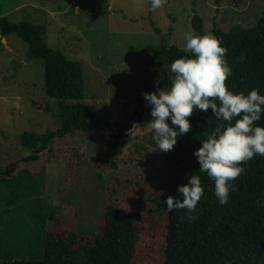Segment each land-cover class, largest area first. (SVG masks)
<instances>
[{"label": "rangeland", "instance_id": "obj_1", "mask_svg": "<svg viewBox=\"0 0 264 264\" xmlns=\"http://www.w3.org/2000/svg\"><path fill=\"white\" fill-rule=\"evenodd\" d=\"M0 9L11 22L45 24L47 45L82 63L84 101L102 121L127 123L142 89L146 58L161 37L186 51L185 35L196 34L193 14L201 17L206 32L214 26L251 28L262 16L264 0H166L154 12L150 0H0ZM27 48L16 35H0V169L30 153L21 145L24 132L60 128L57 100L44 90L42 62L27 58ZM169 78L155 81L154 91ZM150 132L132 125L115 169L96 164L102 132L75 131L54 140L42 182L29 181L13 193L0 180V263L41 255L43 234L55 225L48 219L53 213L78 234L99 233L105 186L111 184L116 204L140 217L133 263L161 264L166 232L157 204L166 200V152L156 149Z\"/></svg>", "mask_w": 264, "mask_h": 264}, {"label": "trees", "instance_id": "obj_2", "mask_svg": "<svg viewBox=\"0 0 264 264\" xmlns=\"http://www.w3.org/2000/svg\"><path fill=\"white\" fill-rule=\"evenodd\" d=\"M151 26L161 35L159 27L153 22ZM191 26L197 35L216 36L227 49L225 58L232 68V75L226 81L230 90L247 94L258 88L264 95V11L251 28L236 25L223 31L214 26L206 32L197 14L192 16ZM0 35L3 38L16 35L27 43L26 57L41 60L44 90L47 96L57 100L61 121L56 131L21 135V145L30 153L0 169V180L13 193L16 188L31 184L29 181L42 182L46 163L54 151V140L75 131L102 132L104 142L96 164L115 169L132 125L146 127L151 119L150 106L143 93L155 92L152 88L155 81L173 75L170 65L175 59L191 56L189 51L169 45L161 37L159 45L146 58L142 89L128 122L110 123L102 121L98 112L84 101L82 63L47 45L45 24L15 23L0 16ZM188 119L191 130L180 135L173 149L166 152L163 188L166 199L169 196L180 198L178 186L187 184L190 175H199L204 194L192 213V220L187 218L185 209L167 212L164 202L157 204L160 225L166 232L165 259L161 264H264V156L256 155L243 164L245 174L232 182L236 191H230L228 202L221 205L215 196L214 181L199 170L198 159L193 155L201 147V140L207 138L219 121L211 109L207 112L194 110ZM168 122L171 126L170 120ZM256 123L264 126V115ZM149 135L155 144L152 133ZM114 188L111 184L105 186L104 224L99 233L78 234L65 227L53 213L48 219L55 225L43 234L41 255L17 260L8 257L0 264H134L141 240L140 217L116 204Z\"/></svg>", "mask_w": 264, "mask_h": 264}, {"label": "clouds", "instance_id": "obj_3", "mask_svg": "<svg viewBox=\"0 0 264 264\" xmlns=\"http://www.w3.org/2000/svg\"><path fill=\"white\" fill-rule=\"evenodd\" d=\"M164 3L166 0H150L151 10L156 11ZM185 41V50L191 56L171 63L173 75L168 85L143 93L151 117L146 127L152 133L156 149L168 152L180 135L191 130L188 118L193 111L211 109L219 123L201 140V147L193 155L198 159L199 170L214 181L215 196L224 205L230 191H236L232 182L246 172L243 164L256 155L264 156V126L256 123L264 115V95L258 88L247 94L229 89L226 81L232 68L225 58L227 49L216 36L189 32ZM177 191L180 198L169 196L164 201L166 211L185 209L187 218L192 220L204 194L200 176L190 175L187 184L178 186Z\"/></svg>", "mask_w": 264, "mask_h": 264}]
</instances>
